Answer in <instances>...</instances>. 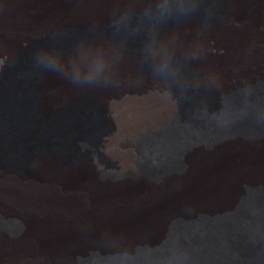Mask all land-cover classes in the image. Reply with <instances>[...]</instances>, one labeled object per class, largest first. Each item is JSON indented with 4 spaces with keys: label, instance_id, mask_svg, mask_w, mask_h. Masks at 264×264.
Returning a JSON list of instances; mask_svg holds the SVG:
<instances>
[{
    "label": "bare ground",
    "instance_id": "obj_1",
    "mask_svg": "<svg viewBox=\"0 0 264 264\" xmlns=\"http://www.w3.org/2000/svg\"><path fill=\"white\" fill-rule=\"evenodd\" d=\"M146 3L0 0V30L9 33L29 15L42 22L34 37L66 27L105 29L123 11L140 13ZM92 32L61 38V44L66 51L76 44L87 51L84 74L102 57L103 70L93 83L74 85L43 73L33 54L0 81V211H19L28 225L14 231L23 235L12 242L0 235V264H77L74 257L88 247L97 251L81 264H264V136L254 135L246 90L264 80V0H203L196 14L163 23L154 35L147 25ZM153 38L170 53L174 78L163 81L155 73L159 56L147 52ZM135 45L146 47L143 59L154 67L149 73H139L142 59L125 51ZM25 47L12 43L0 74L9 57ZM178 59L200 75L174 62ZM71 75L66 69L65 76ZM193 78L200 94L191 90ZM171 81L185 87L183 104ZM37 82L58 91L44 96ZM148 84L163 91L165 106L157 113L153 100L148 114L136 111L137 124L123 141L129 163L124 172L133 180L102 182L98 172L78 166L98 158L102 142L96 154L68 149V143L83 148L79 139L92 123L68 110L49 111L93 89L96 99L122 118L125 89ZM119 141V134L110 132L104 142L110 148ZM30 160L35 162L28 165ZM5 164L21 167V173ZM140 232L145 236L138 239ZM133 241L141 243L133 249Z\"/></svg>",
    "mask_w": 264,
    "mask_h": 264
},
{
    "label": "rangeland",
    "instance_id": "obj_2",
    "mask_svg": "<svg viewBox=\"0 0 264 264\" xmlns=\"http://www.w3.org/2000/svg\"><path fill=\"white\" fill-rule=\"evenodd\" d=\"M25 14H27L24 11ZM138 15L139 13H135ZM13 24H10L11 26ZM42 25L41 21H37L34 19L33 16L28 17L26 19V22L20 23L18 27H15L14 30H12L10 27L9 33H5L0 30V62L1 59H3V56H6V52L9 51L11 48V45L13 42H17L18 44H24L25 50L22 54L15 55L9 57V60L6 62L2 73L0 74V81L2 80L5 73H9L10 75L14 73L24 62L25 58L29 55H32L33 52L45 45L53 35L55 34H62V39L64 40H73L78 37H83L87 33H94L92 31H99L100 33H106L112 26H109L105 29H98L95 26L92 27H79V28H73V27H66L62 30H59L56 33H52L43 37H34V35L37 34L39 27ZM92 30V31H91ZM91 31V32H90ZM5 34V35H4ZM96 34V33H95ZM29 39L26 41V39ZM111 40L115 41L114 38H110ZM146 49V47H139V46H130L125 49L127 53H130L132 55L138 56L140 59H142L138 65V72L139 73H149L154 69L153 66L150 65L146 60L143 59V51ZM72 50V49H71ZM70 50V51H71ZM174 62H179L183 64L186 70L192 71L197 77L200 75V70L194 67H191L184 59H178ZM199 70V71H198ZM48 76V75H47ZM46 76V79H47ZM194 77V78H195ZM191 81L192 91L194 93L200 94L198 90H196L193 87V80ZM160 79L165 81V77H161ZM42 81V80H41ZM172 82V81H171ZM39 83V84H38ZM136 83L135 81H131L130 84ZM1 84V82H0ZM36 89L37 91L41 92L45 89L46 93L43 95H49L51 93H56L58 89L54 86V88H50V90L47 87L40 86V82L36 83ZM173 89L172 91L174 94L178 97L180 103L183 104V90L184 86L179 83L172 82ZM152 88V89H150ZM125 95L122 97V101L124 102V106L126 108V114L122 118H117L113 112L112 108L109 105H104L100 103L95 96V93L93 89L86 90L82 94H79L73 98L70 99L68 105L66 107H63L61 109H51L49 112H62L64 110H68L73 114H78V116H81L82 118L86 117L88 120V124L92 123L89 132L87 134L85 133L86 138L79 139V141L82 143L83 148H78L73 143H68V149H71L73 151V154L75 155H82L84 156L88 154H93L97 152V146L99 141L102 142L101 152L99 155L97 154L98 158H95L93 156V160L89 161L87 159L81 160L82 164L78 165L82 168H85L87 171L94 170V172L99 173V178L102 179V182H108V183H122V182H129L133 180L132 176L130 174H127L124 172V169L128 167L129 163L126 161L125 155L128 151V147H126L123 144V141L126 137H128L132 132V125L137 122L136 117V111L141 109H148L150 103L155 100L157 104V113L162 110V107L164 105V102L162 98L164 97L162 90H157L156 86L154 84L150 85H144L140 89L136 88H126L125 89ZM157 93V94H156ZM160 94V95H159ZM202 94H208L203 92ZM165 106V105H164ZM66 111V112H68ZM88 114L90 116V120L87 118ZM85 119V118H84ZM92 120V122H91ZM137 124V123H136ZM113 128L111 129V127ZM132 126V127H131ZM110 132L118 133L120 136V141L114 145L113 147L107 148L105 145V138L106 135ZM81 152V153H80ZM71 155V154H69ZM66 161H71L68 159V157L64 158ZM35 162V161H34ZM33 162V163H34ZM79 162V163H80ZM32 165V160H30ZM8 171L13 173H21V167H11L7 164H5ZM41 167H43L41 165ZM30 168V167H29ZM59 169L62 170V163L59 161ZM65 171V170H64ZM55 173V172H54ZM56 174V173H55ZM143 176H140L139 178H136V180L142 178ZM135 180V181H136ZM151 184H156L152 183ZM2 203V202H0ZM9 204H11L9 202ZM45 211V209H43ZM22 215L19 214V211H10L9 213H4L0 211V222L5 224V226H0V235L9 236V240L11 239H18L22 237V235H17L18 233H14L15 230L23 229L26 230L28 228V225L26 224L25 220H22ZM60 219V218H59ZM164 231H165V222H164ZM16 235V236H15ZM145 236L143 232H140L138 234V239ZM165 236V232H164ZM134 237V239L136 238ZM12 242V241H11ZM141 242L139 241H133V249H135L137 246H139ZM114 249H119L120 247H113ZM86 253L84 255H81V253H78L79 255L75 256L76 263L81 264L82 260H84L86 257L90 256L92 252H96L95 247H88L86 249ZM92 256V255H91ZM90 256V257H91ZM89 257V258H90ZM18 259L22 261V258L19 256ZM35 260V259H34ZM86 260V259H85ZM17 264H20L18 261L15 260ZM47 263V261H45Z\"/></svg>",
    "mask_w": 264,
    "mask_h": 264
},
{
    "label": "clouds",
    "instance_id": "obj_3",
    "mask_svg": "<svg viewBox=\"0 0 264 264\" xmlns=\"http://www.w3.org/2000/svg\"><path fill=\"white\" fill-rule=\"evenodd\" d=\"M203 0H147L145 7L138 15L131 11H123L113 22L112 28L116 31L128 29L135 31L140 25H147L150 34L161 24L168 21L187 19L196 14ZM135 21V23H134ZM62 34H55L43 46L33 52L35 66L43 73H52L69 79V82L78 85L81 82L93 83L96 76L103 70L102 57L88 65L87 73L82 72L87 51L76 44L71 51H66L61 44ZM149 55H158L159 63L154 69L161 77L174 78L171 55L166 47L157 46L155 39L151 40L147 48ZM71 69V77L65 76V70Z\"/></svg>",
    "mask_w": 264,
    "mask_h": 264
},
{
    "label": "water",
    "instance_id": "obj_4",
    "mask_svg": "<svg viewBox=\"0 0 264 264\" xmlns=\"http://www.w3.org/2000/svg\"><path fill=\"white\" fill-rule=\"evenodd\" d=\"M254 135L264 136V80L246 87Z\"/></svg>",
    "mask_w": 264,
    "mask_h": 264
}]
</instances>
